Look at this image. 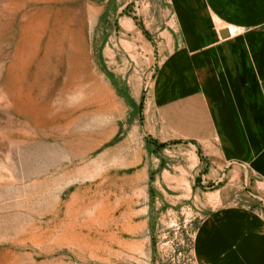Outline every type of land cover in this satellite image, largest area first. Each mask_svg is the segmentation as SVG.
<instances>
[{"label":"rangeland","instance_id":"1","mask_svg":"<svg viewBox=\"0 0 264 264\" xmlns=\"http://www.w3.org/2000/svg\"><path fill=\"white\" fill-rule=\"evenodd\" d=\"M149 4L0 0V264H196V154L146 118ZM59 12L71 32L37 77L49 35L28 63L27 32ZM246 181L225 185L226 204H263Z\"/></svg>","mask_w":264,"mask_h":264},{"label":"crops","instance_id":"2","mask_svg":"<svg viewBox=\"0 0 264 264\" xmlns=\"http://www.w3.org/2000/svg\"><path fill=\"white\" fill-rule=\"evenodd\" d=\"M149 5L160 63L146 118L160 141L196 154L207 214L194 234L195 262L264 264V201L226 204L223 192L248 176L264 191V0ZM233 28L241 33L231 36Z\"/></svg>","mask_w":264,"mask_h":264},{"label":"bare ground","instance_id":"3","mask_svg":"<svg viewBox=\"0 0 264 264\" xmlns=\"http://www.w3.org/2000/svg\"><path fill=\"white\" fill-rule=\"evenodd\" d=\"M49 14H47L46 16L43 14L39 15L38 20H36L34 17V19L31 20L32 25H33V20H36V24L33 26L34 32L33 33L27 32V46L33 44L34 47L31 50L33 55L28 57L29 58L28 63L35 60L38 56V53L41 51V48L39 47V43L42 39V35L43 34L49 35V38L47 39L46 44L44 46L45 53L43 57V62L39 64L40 66H39V72L37 73V77L39 73L41 75L42 72L45 70L46 68L45 64L46 66L48 65L49 61L54 57L55 55L54 53L60 49L59 45H61L62 36H65L66 34L71 32V27H70L71 20L67 18V16H62L60 12L56 13L55 17L53 18V22L51 24L52 16ZM31 35L33 36L31 37Z\"/></svg>","mask_w":264,"mask_h":264},{"label":"built area","instance_id":"4","mask_svg":"<svg viewBox=\"0 0 264 264\" xmlns=\"http://www.w3.org/2000/svg\"><path fill=\"white\" fill-rule=\"evenodd\" d=\"M229 32H230L231 36H237V35H239V33H241L240 29H238V28L229 29Z\"/></svg>","mask_w":264,"mask_h":264}]
</instances>
